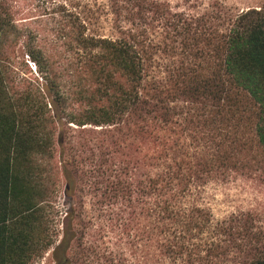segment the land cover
<instances>
[{"label": "trees", "instance_id": "16d2710c", "mask_svg": "<svg viewBox=\"0 0 264 264\" xmlns=\"http://www.w3.org/2000/svg\"><path fill=\"white\" fill-rule=\"evenodd\" d=\"M253 173L264 1L0 0V264H264L261 216L210 203Z\"/></svg>", "mask_w": 264, "mask_h": 264}, {"label": "rangeland", "instance_id": "374dc122", "mask_svg": "<svg viewBox=\"0 0 264 264\" xmlns=\"http://www.w3.org/2000/svg\"><path fill=\"white\" fill-rule=\"evenodd\" d=\"M168 1L175 8H190L196 3H208L213 0H165ZM225 4L232 6L234 8L243 9L250 6H256L261 4L264 0H220ZM74 128V130H72ZM71 128H68L66 133V139L69 142L67 146H72L76 144L78 148L85 149L84 153H81V156L86 157L90 156L88 147H81L82 143L86 145H91L94 142L93 134L89 131L93 129L92 126L87 125L84 129L87 130V133H81L80 130L83 128L73 125ZM71 141L73 143H71ZM83 151V150H82ZM81 160V157H80ZM91 164V160L81 161V167H86ZM84 174V173H81ZM251 177L241 178L234 180L225 185H217L211 187L210 194V203L213 210V213L216 218H223L229 215L232 212L240 210H253L259 216H261L264 224V174L253 173ZM80 193V192H79ZM81 194V193H80ZM84 200L90 202V198L84 195ZM58 207L64 209L63 197L58 198ZM90 204L88 203V206Z\"/></svg>", "mask_w": 264, "mask_h": 264}]
</instances>
